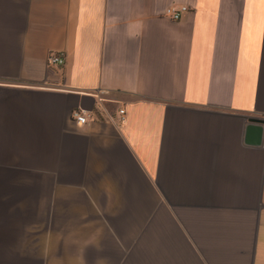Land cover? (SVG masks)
I'll use <instances>...</instances> for the list:
<instances>
[{
	"label": "crops",
	"instance_id": "obj_1",
	"mask_svg": "<svg viewBox=\"0 0 264 264\" xmlns=\"http://www.w3.org/2000/svg\"><path fill=\"white\" fill-rule=\"evenodd\" d=\"M249 117L264 0H0V264H264Z\"/></svg>",
	"mask_w": 264,
	"mask_h": 264
},
{
	"label": "built area",
	"instance_id": "obj_2",
	"mask_svg": "<svg viewBox=\"0 0 264 264\" xmlns=\"http://www.w3.org/2000/svg\"><path fill=\"white\" fill-rule=\"evenodd\" d=\"M186 11L187 8L184 6H180V7L169 6L165 8V10L162 13V16L171 21H178ZM63 64H64L63 54L56 52H49L47 54V60H46L47 69L59 73ZM118 113L120 116V120L122 121L123 111L119 110ZM72 116L73 119L75 120L76 125L81 126L86 123V115L83 111L73 112Z\"/></svg>",
	"mask_w": 264,
	"mask_h": 264
},
{
	"label": "water",
	"instance_id": "obj_3",
	"mask_svg": "<svg viewBox=\"0 0 264 264\" xmlns=\"http://www.w3.org/2000/svg\"><path fill=\"white\" fill-rule=\"evenodd\" d=\"M243 143L252 147H259L264 144V119L255 117L246 119Z\"/></svg>",
	"mask_w": 264,
	"mask_h": 264
}]
</instances>
